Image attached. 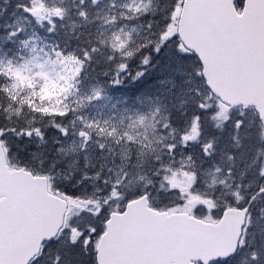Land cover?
Returning a JSON list of instances; mask_svg holds the SVG:
<instances>
[{
    "label": "snow or ice",
    "instance_id": "1",
    "mask_svg": "<svg viewBox=\"0 0 264 264\" xmlns=\"http://www.w3.org/2000/svg\"><path fill=\"white\" fill-rule=\"evenodd\" d=\"M3 2L6 5L9 0ZM180 2L181 0H165L163 7L150 9L148 4L130 0L124 6L126 11L121 12L119 17L110 15L105 22L115 25L121 21L139 20L146 12H151L154 18H159L147 21V35L144 38L137 41L132 37L131 33H137L135 27L125 32L124 29L128 28L125 23L107 37L101 34L103 38L93 40L89 36L73 47L69 43L62 46L58 41L49 42V38L58 35V28L64 27L63 22L69 12L67 8L57 5L55 0L51 4L49 0H19L15 9L21 12L24 23L12 28L6 38L7 44L17 47L11 56L8 55L11 48L7 51L0 50V98H3L0 112L20 116L27 111L34 119L30 122V127H24L23 124L18 127L0 126V146L10 151V137H35L43 142L48 130L37 126L35 118L47 119L52 125L54 142L60 146L61 153H73L76 159L82 158L85 162L95 156L99 162L98 169L95 165L86 168L82 177L74 181L72 188L76 189L89 179L102 180L105 186L104 196L80 195L75 190L60 192L56 189V192L77 209L74 215L84 213L91 219L100 220L102 213L108 210V205L113 201H117L114 207L119 212V201H125L126 207L140 200L150 203V188L157 185L161 190L176 191L168 185L170 177L178 174L187 177L195 186L199 179L197 159L191 152L185 155L183 151L195 145L199 148L200 163L213 164V184L216 183V174H222L220 183L232 189L230 199H224L221 204H217L215 200H205V204L209 205V216L207 221L197 222L211 231L224 245L223 254L215 258V264H229L240 252H246L247 264H264V148L257 147L258 144L264 145V85L251 93L235 97L221 96L212 91V86L205 77L207 91L202 93L199 88L195 89L196 96L200 98L194 101L191 127L180 132L178 137V130L173 127L171 119L161 115L162 107L167 108V104L157 103L148 111L125 107L123 111L127 115L121 117L119 124L109 120L101 122L89 119L83 113L85 108L111 99L104 86L105 82L99 76H92V72H95L93 65L99 63L96 57L102 54L104 47L111 48L105 59L112 67L103 70L100 76L107 78L109 88L127 87L129 85L125 82L128 80L133 84L137 83L162 62L175 76L167 81L162 79L159 83L171 82L175 89V78L188 75L181 61L190 54L184 51L182 43L177 39L178 34L172 31L177 23L175 13ZM88 3L89 0H78V3L73 0L76 15L85 25L91 23L88 8L85 7ZM90 3L96 5L99 0H90ZM110 6L116 7L115 0H111ZM28 25H34L31 34L28 32ZM38 30H42L45 35L41 36ZM37 41L40 43L37 44ZM195 75L201 77L202 70L196 69ZM188 82L181 80V83ZM45 90L50 92L47 97L43 94ZM183 92V88L175 92L169 90L172 97H178ZM137 101L143 103L139 97ZM186 103V100L181 99L182 105ZM234 111L239 118L233 117ZM182 115L187 116V110ZM125 118L127 124L124 123ZM207 119L217 121L216 128L220 131L224 130L222 124H228V140L231 143L225 147L231 151L224 153L228 161L227 167L215 163L217 141L220 138L209 136L201 140L204 136L203 122ZM161 121L163 128L169 130L173 142L165 143L157 150L152 147V137L147 130L158 132L157 126ZM190 132L195 134L191 135ZM178 149L181 150L179 161ZM153 153L155 156L149 171L155 180L146 184L131 199H126L123 189L132 183L134 171L139 175L137 170L144 158ZM74 166V163L69 164V167ZM140 178L144 179L143 176ZM225 181H233V184ZM95 191L100 192L102 189L97 188ZM112 214L114 213H109ZM109 222L108 219L101 221L102 224ZM66 231L69 233L67 244L71 248L80 246L85 252L89 246H95L93 237L99 238L104 234L91 223L83 228L69 223ZM48 239L52 241L53 237ZM66 254L71 258L64 261V264H73V260L82 264L78 253ZM61 261L62 257L57 252L55 264H61Z\"/></svg>",
    "mask_w": 264,
    "mask_h": 264
},
{
    "label": "water",
    "instance_id": "2",
    "mask_svg": "<svg viewBox=\"0 0 264 264\" xmlns=\"http://www.w3.org/2000/svg\"><path fill=\"white\" fill-rule=\"evenodd\" d=\"M236 2L185 0L179 23L180 40L202 62L212 91L229 97L264 85V0H245L241 15ZM68 206L47 178L11 170L0 146V264H32L60 234ZM109 221L97 264H211L224 251L199 219L158 212L143 200Z\"/></svg>",
    "mask_w": 264,
    "mask_h": 264
},
{
    "label": "rangeland",
    "instance_id": "3",
    "mask_svg": "<svg viewBox=\"0 0 264 264\" xmlns=\"http://www.w3.org/2000/svg\"><path fill=\"white\" fill-rule=\"evenodd\" d=\"M19 2V0H9L8 4H2L0 6V50L7 51L9 48L12 51L8 52V55L11 56L16 49V45H9L6 43L7 33L14 27H17L18 24H23L24 21L21 19V12L15 9V4ZM52 0H49L51 4ZM56 4L67 8L69 10L68 15L64 20V27H62V34H65L69 37V34L75 35L78 30L83 26L80 18L76 15V8L73 4V0H55ZM130 0H115L116 7L112 8L111 0H99V3L96 5H92L89 3L85 5L88 8L89 16L95 15L97 22H99V27L97 31V38H103L109 36L111 33L117 31L122 28L125 23L128 24V28H125V32H129L131 28H137V33H131L132 37L137 41H140L147 35V27L142 24L139 20L134 21H121L118 24H108L106 23V19L110 15H116L119 17V14L123 11H126L125 5L129 3ZM78 3V0H77ZM139 4H148L149 8H157L163 7L165 0H137ZM183 0H181L177 11L175 13L177 23L174 24L172 31L178 33V16L182 6ZM142 17L154 18L151 15V12H146ZM143 26V27H141ZM28 32L31 34L32 28L34 25H28ZM39 34L43 35L42 30H38ZM58 31V30H57ZM60 32V31H59ZM58 32V33H59ZM103 34V37H101ZM123 38V37H122ZM178 39V38H177ZM37 44L40 42L37 41ZM107 53L110 54L111 48L110 46L104 47ZM185 51V50H184ZM186 52V51H185ZM187 53V52H186ZM184 69L188 73L184 77H176L175 83L176 88H173V84L171 82H165L163 84L159 83L160 80H168V78L174 77L175 74L163 64L160 69L157 67L154 71L153 75L145 76L144 79L140 80L137 83H132L131 81H126L125 83L129 86L121 87V88H109L108 85H104L107 88V94L111 97V99L105 100L102 104L99 105H91L83 110V113L86 114L89 119H96L101 122L104 120H109L111 123L119 124L121 117H126V113H124L123 109L125 107L129 109L139 108L141 111H148L151 108H154L157 103L160 105L167 104V108L162 107L161 115L170 118L173 124L178 131L176 133L177 137L180 132L187 131L191 127V115L194 111V101L199 99L200 97L196 96L195 89L199 88L201 92H206L207 87L205 85V81L201 77H196L195 71L196 69H201L202 67L199 65L198 60L192 56L191 54L187 56L186 59L181 61ZM135 71V68L133 69ZM150 79V80H149ZM149 80L147 84L144 85V82ZM181 80L189 81L188 83H181ZM85 90H87V86L85 85ZM183 88L185 92L180 93L178 97H172L169 94V90L177 91L178 89ZM44 96H49L50 92L45 90L43 93ZM137 97L143 101V103H138ZM157 97L160 99L157 100ZM181 99L186 100V104H181ZM125 100L127 103L125 104ZM214 102V101H213ZM3 103V101H2ZM115 105V107H114ZM187 110L188 115H182V113ZM170 113V117H169ZM6 117V120L9 124L8 127H18L23 124L24 127H30V122L33 121V115L24 111L20 114V116H16L15 113L9 114L3 113ZM233 117H238L237 113L234 111L232 113ZM35 123L37 126L51 128L52 125L49 123H45V119H41L39 117L35 118ZM124 123L127 124V119L125 118ZM204 136L201 137V140L207 139L209 136L219 137L218 151L217 156L215 158V163L219 164L221 167H227L228 161L225 152L231 151L230 148L225 147L226 144H230L231 141L228 140L229 127L228 124H222L221 127L224 129L220 131L216 128L217 121H213L211 119H207L204 122ZM159 128L158 132H153L152 129H148V134L152 137V147L159 150L163 147L165 143H170L172 141V136L169 133V130L163 128V121L161 124L157 126ZM206 129V130H205ZM194 135L195 133H191ZM13 144L11 150L9 151V156L11 162L15 165V168H22L32 172L34 175L39 177H46L49 180L50 190L60 196L56 189H59L60 192L69 191L72 192L75 190L80 195H95L98 197H102L105 195L104 185L102 180L89 179L83 184L77 186L76 189L72 188L74 181L78 178H81L83 175V171L86 168H91L93 165L96 168H99V162L95 158V156L90 157L88 162H85L82 158L76 159L75 154L69 153L65 155L59 151V145L54 142V132L50 134L48 138L42 142L39 138H22L17 139L16 137H10ZM70 143V142H69ZM31 147H33L31 149ZM257 147L264 148V145L258 144ZM30 150V151H29ZM29 151V153H28ZM119 151V149H117ZM180 149L177 150V161L180 159ZM185 155L187 152H191L194 157L197 159V166L199 168V179L195 182V186L191 180L182 174H178L175 177H170V183L168 187H172L176 189L174 192H168L166 189L161 190L157 185L154 188H150L152 192L151 205L155 209H168L173 211H182L189 212L194 214L202 219L207 220L209 216V205L205 204V200L209 202L211 200H215L217 204H221L224 199H230L229 193L232 191L231 188L225 187L220 183V180L223 179L222 174H216V183L213 184L212 176L213 172V164L212 162L200 163V158L198 156L199 148L195 145L189 147V149L183 150ZM155 153L152 156L145 157L141 162L140 168L137 170L139 175H137L136 171L133 172L131 180L132 183L128 185L127 188L123 189L126 193V199H131L133 195L141 190L146 184H149L150 181H154L155 177L152 176L149 171L151 161L154 159ZM166 159V158H165ZM15 161V163H14ZM117 162H119V157H117ZM70 163H74V167H69ZM111 166V165H109ZM105 174L106 170H105ZM91 176L92 173L90 172ZM143 176L144 179L140 177ZM237 182L239 181V177L236 178ZM227 184H233V181H225ZM97 188L102 189L100 192H96ZM62 197V196H60ZM63 198V197H62ZM117 201H113L108 205V210L102 213L100 220L91 219L84 213H81L80 216L74 215L77 209L72 205L69 211L68 224L79 225L83 228L85 225L91 223L94 224L98 229L105 231L104 224L101 223L104 219L107 218L108 214L111 212H117L114 205ZM119 212H123L125 210V201H119ZM107 214V215H106ZM210 222V221H209ZM69 233L66 231L64 233V239L60 238L64 242L58 244V248H63L62 245L66 244L68 240ZM99 238L93 237L94 245L89 246V248L85 250L77 246L78 249L81 250V258L85 261L82 264H96V245L98 243ZM259 241V237L257 239ZM75 251L71 248H65L63 250V259L61 264H64V261L70 259V255L66 253L73 254ZM54 259L45 260L44 264H52ZM248 256L246 252H242L239 258H237L233 263L230 264H247ZM55 262V261H54ZM77 264V263H73ZM81 264V262L79 263Z\"/></svg>",
    "mask_w": 264,
    "mask_h": 264
},
{
    "label": "trees",
    "instance_id": "4",
    "mask_svg": "<svg viewBox=\"0 0 264 264\" xmlns=\"http://www.w3.org/2000/svg\"><path fill=\"white\" fill-rule=\"evenodd\" d=\"M242 5H243V1L240 0L238 2V8L241 9L242 8ZM159 17H155V18H149V17H142L139 19V21L144 24L146 27H147V21L149 20H152V19H158ZM89 20L91 21V23L85 25L83 24V26L78 30L79 32H77L75 35L73 34H69L70 36L67 37L65 34H62V29L63 28H58V35H56L55 37H51L49 38V42H56L58 41L62 46L65 44V43H69L71 46L75 47L77 44H79L81 41L83 40H86L89 38V36L95 40L97 39V31H98V27H99V22H97L96 20V17L95 15L93 16H89ZM43 35H45V33H43ZM42 36V35H41ZM77 37H79V40L77 39ZM109 55V53H107L105 50L102 49V54H98L96 59L99 61V63L97 64H94L93 67L95 68V72H92V76L96 77V76H99V79L102 81V82H105L104 85H107L106 81H107V78L106 77H103V76H100V73L105 70V69H108V68H111L112 65H110L109 63H107L105 57ZM164 64V62H162L159 66V69L160 67ZM155 71V70H154ZM154 71H150L146 76H150V75H153L154 74ZM150 80V79H149ZM149 80L145 81L144 82V85L147 84L149 82ZM130 81V80H129ZM3 101V98H0V103H2ZM49 123V121L47 119H45V123L44 124H47ZM0 126H9L7 120H6V117L5 115L0 112ZM41 128L43 129H46V127H44V125L41 126ZM47 135L45 138H48L50 136V134L52 133V129L51 128H47ZM34 139H38V138H35L33 137ZM12 140L11 138H9V147L11 149L12 147ZM33 147H31L32 149ZM30 151V150H29ZM28 151V153H29ZM258 239V238H257ZM64 241H62L61 239L59 241H56L52 244H49L46 246L45 248V251L44 253L42 254V256L34 263V264H44L45 260L47 259H56V255H57V252H59L60 256L62 257L63 259V250L65 248H71L67 243L66 244H63L62 247L63 248H58V244H61L63 243ZM72 250H74L75 252L73 253L74 254H81V250L78 249V247L76 248H71ZM81 256V255H80ZM238 258V257H237ZM237 258H234V259H237ZM53 261L52 264H55V262ZM235 260H232L229 262L230 263H233ZM77 263L79 264L80 262L76 261V260H73V263ZM82 262H85L83 259H82Z\"/></svg>",
    "mask_w": 264,
    "mask_h": 264
},
{
    "label": "bare ground",
    "instance_id": "5",
    "mask_svg": "<svg viewBox=\"0 0 264 264\" xmlns=\"http://www.w3.org/2000/svg\"><path fill=\"white\" fill-rule=\"evenodd\" d=\"M60 238L64 239V235H61Z\"/></svg>",
    "mask_w": 264,
    "mask_h": 264
}]
</instances>
